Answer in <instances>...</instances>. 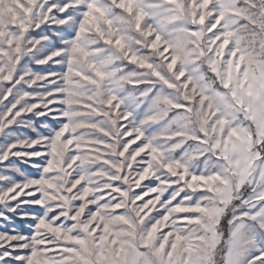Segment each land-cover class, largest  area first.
Returning <instances> with one entry per match:
<instances>
[{
	"label": "snow or ice",
	"instance_id": "1",
	"mask_svg": "<svg viewBox=\"0 0 264 264\" xmlns=\"http://www.w3.org/2000/svg\"><path fill=\"white\" fill-rule=\"evenodd\" d=\"M0 264H264V0H0Z\"/></svg>",
	"mask_w": 264,
	"mask_h": 264
},
{
	"label": "rangeland",
	"instance_id": "2",
	"mask_svg": "<svg viewBox=\"0 0 264 264\" xmlns=\"http://www.w3.org/2000/svg\"><path fill=\"white\" fill-rule=\"evenodd\" d=\"M16 224H17L18 227H20V228H22V229H24V230H27V229H26V222H25V221L17 220V221H16Z\"/></svg>",
	"mask_w": 264,
	"mask_h": 264
}]
</instances>
